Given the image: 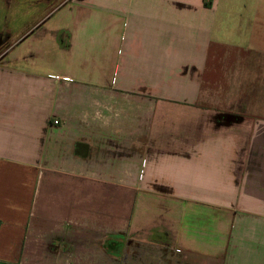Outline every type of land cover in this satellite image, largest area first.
<instances>
[{
	"label": "crops",
	"instance_id": "crops-1",
	"mask_svg": "<svg viewBox=\"0 0 264 264\" xmlns=\"http://www.w3.org/2000/svg\"><path fill=\"white\" fill-rule=\"evenodd\" d=\"M146 257L264 264V0H0V264Z\"/></svg>",
	"mask_w": 264,
	"mask_h": 264
},
{
	"label": "rangeland",
	"instance_id": "rangeland-1",
	"mask_svg": "<svg viewBox=\"0 0 264 264\" xmlns=\"http://www.w3.org/2000/svg\"><path fill=\"white\" fill-rule=\"evenodd\" d=\"M145 259H147V260L150 259V262L139 263V264H165V263H163V261L161 263H158L157 262L158 258H157V261H156V258L151 259L150 257H146ZM166 264H167V262H166ZM170 264H176V263L170 262Z\"/></svg>",
	"mask_w": 264,
	"mask_h": 264
},
{
	"label": "built area",
	"instance_id": "built-area-1",
	"mask_svg": "<svg viewBox=\"0 0 264 264\" xmlns=\"http://www.w3.org/2000/svg\"><path fill=\"white\" fill-rule=\"evenodd\" d=\"M53 124H54V125H58L59 122H58L57 120H54V121H53Z\"/></svg>",
	"mask_w": 264,
	"mask_h": 264
}]
</instances>
